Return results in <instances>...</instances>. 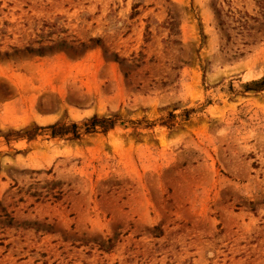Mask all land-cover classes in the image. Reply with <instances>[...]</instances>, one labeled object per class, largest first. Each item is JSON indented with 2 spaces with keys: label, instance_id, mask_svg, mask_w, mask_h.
<instances>
[{
  "label": "rangeland",
  "instance_id": "obj_1",
  "mask_svg": "<svg viewBox=\"0 0 264 264\" xmlns=\"http://www.w3.org/2000/svg\"><path fill=\"white\" fill-rule=\"evenodd\" d=\"M0 264H264V0H0Z\"/></svg>",
  "mask_w": 264,
  "mask_h": 264
},
{
  "label": "trees",
  "instance_id": "obj_2",
  "mask_svg": "<svg viewBox=\"0 0 264 264\" xmlns=\"http://www.w3.org/2000/svg\"><path fill=\"white\" fill-rule=\"evenodd\" d=\"M42 49V48H41ZM40 50V49H39ZM93 119H95V117H93ZM49 128L52 127V135H57L59 134L61 131H59L56 127H64L66 130H70L72 131V133L77 136V124L76 123H72L71 126H64V125H58L57 123L53 124V125H49Z\"/></svg>",
  "mask_w": 264,
  "mask_h": 264
}]
</instances>
